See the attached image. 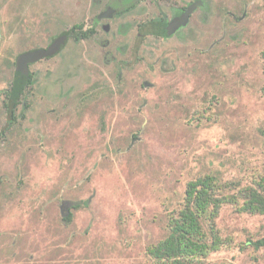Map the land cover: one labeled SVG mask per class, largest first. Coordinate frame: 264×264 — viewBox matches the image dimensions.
I'll use <instances>...</instances> for the list:
<instances>
[{"label": "rangeland", "instance_id": "obj_1", "mask_svg": "<svg viewBox=\"0 0 264 264\" xmlns=\"http://www.w3.org/2000/svg\"><path fill=\"white\" fill-rule=\"evenodd\" d=\"M85 2L0 0L4 23L25 19L0 46V127L10 58L84 20ZM206 2L179 39L147 38L121 79L97 39L31 66L26 118L0 136V264H154L189 181L213 175L229 194L264 176V0ZM111 32L130 62L136 28ZM217 227L205 264H264V215L227 204Z\"/></svg>", "mask_w": 264, "mask_h": 264}, {"label": "flooded vegetation", "instance_id": "obj_2", "mask_svg": "<svg viewBox=\"0 0 264 264\" xmlns=\"http://www.w3.org/2000/svg\"><path fill=\"white\" fill-rule=\"evenodd\" d=\"M85 5L87 15L84 20L73 22L67 26H59V32L53 35L46 45L20 50L13 58H10L11 60H9L8 65L13 67V72L9 87L4 89L5 98L3 106L5 110V122L0 127V136H6L20 120L26 118V112L30 108L27 101V92L33 85L35 75L31 70V66L42 60L53 59L59 56L68 48L71 40L77 44H82L86 41L97 39L96 42L99 43L104 54L103 59L105 64H116V74L121 79L123 66H131L139 60V51L147 38L162 40L179 39V34L189 27L196 12L203 11L206 8L207 2L206 0H86ZM145 5L153 9L155 14L152 17L150 14H145L146 18L142 20L140 18L134 24L129 23L126 18L130 13L146 10ZM94 7H98V10L93 15L92 10ZM190 8L192 9L189 15H187ZM1 10L2 7L0 5L2 30L0 46L4 40L12 36L14 31L19 29L22 31L25 21L22 15H20L19 25L12 22V20L6 24L3 21ZM114 22L118 24L114 25ZM112 28H115L117 32H121V34L129 33L131 29L136 28L132 46L133 59L130 62L120 61L116 57L117 55L115 56L107 49L113 43L111 39L114 38L115 31L111 32ZM169 28H171L170 31ZM58 43H60V47L54 54L43 56L34 61H25V57L30 52L40 49L47 50L52 46H58ZM125 48V46L119 47L121 52H124ZM17 90L19 91L18 98L13 99L12 96ZM78 205L75 204L73 208H77ZM69 214H73L71 209L68 210V213L64 217L66 223H70L73 220V217L70 220L67 219Z\"/></svg>", "mask_w": 264, "mask_h": 264}, {"label": "trees", "instance_id": "obj_3", "mask_svg": "<svg viewBox=\"0 0 264 264\" xmlns=\"http://www.w3.org/2000/svg\"><path fill=\"white\" fill-rule=\"evenodd\" d=\"M18 95L17 90L13 99ZM219 185L213 175L188 182L181 207L168 213L167 235L147 249L154 264H205L209 255L224 245L217 227L224 205H235L241 213L264 215V176L229 194H219ZM72 217L69 214L67 219Z\"/></svg>", "mask_w": 264, "mask_h": 264}, {"label": "water", "instance_id": "obj_4", "mask_svg": "<svg viewBox=\"0 0 264 264\" xmlns=\"http://www.w3.org/2000/svg\"><path fill=\"white\" fill-rule=\"evenodd\" d=\"M191 9H192V8H190V9L188 10L187 15H189ZM187 15H186V16H187ZM186 16H185V17H186ZM185 17H183V18L185 19ZM182 20H183V19H182ZM178 22H179V20H178ZM178 22H176V23H178ZM174 25H175V24H174ZM170 30H171V28H169V31H170ZM1 38H2V30H1V23H0V41H1ZM59 45H60V43H58V46H57V45L52 46V47H50V48L47 49V50L40 49V50L32 51V52H30V53L25 57V61H27V62H28V61H34V60H37V59H39V58H41V57H43V56H49V55H52V54H54L55 51L60 47Z\"/></svg>", "mask_w": 264, "mask_h": 264}]
</instances>
